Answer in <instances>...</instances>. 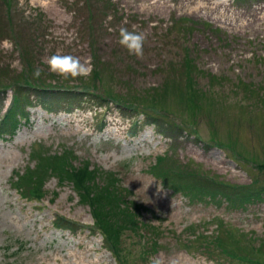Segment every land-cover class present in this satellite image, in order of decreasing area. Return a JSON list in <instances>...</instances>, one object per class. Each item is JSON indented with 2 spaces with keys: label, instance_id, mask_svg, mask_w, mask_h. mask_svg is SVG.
I'll use <instances>...</instances> for the list:
<instances>
[{
  "label": "rangeland",
  "instance_id": "rangeland-1",
  "mask_svg": "<svg viewBox=\"0 0 264 264\" xmlns=\"http://www.w3.org/2000/svg\"><path fill=\"white\" fill-rule=\"evenodd\" d=\"M57 52L93 71L49 72ZM24 83L82 97L28 101L0 135V264H264V0H0V121ZM57 160L126 192L115 251ZM177 172L236 192L195 202L164 184Z\"/></svg>",
  "mask_w": 264,
  "mask_h": 264
},
{
  "label": "trees",
  "instance_id": "trees-1",
  "mask_svg": "<svg viewBox=\"0 0 264 264\" xmlns=\"http://www.w3.org/2000/svg\"><path fill=\"white\" fill-rule=\"evenodd\" d=\"M21 87L22 88H20L19 92L17 90L16 92H13V107L10 112L4 115V120L0 123V135H2V133H6L9 137H13L16 130H18V128L22 125V120L25 119L23 124L30 120L27 114H25V116L24 113H22V115L20 114V111H25V108H31V104H29L28 101H36L40 106L45 107L46 104H49L51 101L56 102L60 100L66 103L78 102L82 97L79 93L76 94L70 91L65 92L58 89L53 91L47 88L44 90L39 87L32 89V87L28 86L27 83H24ZM11 90L13 89L11 88ZM55 162L57 166H55L54 171L55 173H58V179L68 180L72 183L75 191H77L80 195V200L82 201L81 203L88 205L92 211L96 228L102 232L104 240L112 244L110 246L113 248V251H115V247L118 243L116 236L119 234L118 229L114 232L116 226L118 228V224L115 220L121 221L125 224L129 223L131 222V214L128 211L125 212L124 210H119L118 200L114 196L119 198L122 197V195H125L126 192L113 187L112 183L108 188H104L102 192L92 190L90 187V181L92 180L94 172H89L85 168H72L70 170H64L62 165H60L63 163L62 160H57ZM172 175L173 176L169 178V180H166L164 184L170 186L175 193L179 192L183 196H186L195 202H200L201 200L214 197L215 192L220 193V190L227 193H231L232 191H234L232 193L236 192L235 190H230L229 188L221 185H215L211 181L206 182L202 180L203 183H198V181L191 182V180L199 179L190 174L177 172ZM242 194L244 196L242 198L245 199L246 196V199L248 200L253 197L257 198L260 195L259 192L249 189H247V191H242Z\"/></svg>",
  "mask_w": 264,
  "mask_h": 264
},
{
  "label": "clouds",
  "instance_id": "clouds-1",
  "mask_svg": "<svg viewBox=\"0 0 264 264\" xmlns=\"http://www.w3.org/2000/svg\"><path fill=\"white\" fill-rule=\"evenodd\" d=\"M112 29H109L111 31ZM146 36L143 32L135 29L129 30L128 28L121 27L119 29L118 43L121 47L127 49L129 54L135 55L137 58L142 59L144 56V44ZM3 48L10 51L13 48L11 41L5 40ZM49 72L56 74L63 79L69 78L76 79L78 77H88L93 71L90 61L82 62L77 56L71 54H61L57 52L46 59ZM43 69L36 67L33 71V78L39 79L42 75ZM162 190V185L158 188V192ZM149 264H162L159 257L150 258Z\"/></svg>",
  "mask_w": 264,
  "mask_h": 264
}]
</instances>
